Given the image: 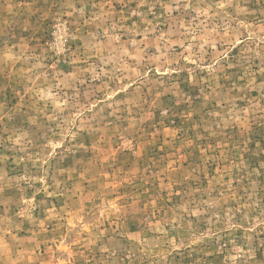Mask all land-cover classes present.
<instances>
[{"label":"rangeland","instance_id":"rangeland-1","mask_svg":"<svg viewBox=\"0 0 264 264\" xmlns=\"http://www.w3.org/2000/svg\"><path fill=\"white\" fill-rule=\"evenodd\" d=\"M0 264H264V0H0Z\"/></svg>","mask_w":264,"mask_h":264}]
</instances>
